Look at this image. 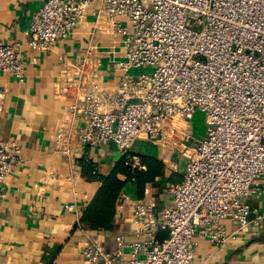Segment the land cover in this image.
Returning a JSON list of instances; mask_svg holds the SVG:
<instances>
[{
    "label": "built area",
    "instance_id": "obj_1",
    "mask_svg": "<svg viewBox=\"0 0 264 264\" xmlns=\"http://www.w3.org/2000/svg\"><path fill=\"white\" fill-rule=\"evenodd\" d=\"M94 3L96 17L111 23L121 41L118 89L107 97L111 110L102 109L94 92L70 107L84 120L78 140L112 143L132 172L145 169L129 152L139 137L180 147L188 162L182 180L166 187L170 206L154 213L152 203H134L141 240L117 237L112 251L90 243L81 251L83 262L190 264L197 235L216 245L233 238L223 219L237 230L259 223L245 198L264 195V0H45L30 18L25 43L0 42V74L22 80L23 49L45 51L68 38ZM144 67L152 69L131 73ZM196 111L205 124L197 140L189 125ZM21 153L16 137L0 139V198ZM158 229L167 238L157 240Z\"/></svg>",
    "mask_w": 264,
    "mask_h": 264
},
{
    "label": "crops",
    "instance_id": "obj_2",
    "mask_svg": "<svg viewBox=\"0 0 264 264\" xmlns=\"http://www.w3.org/2000/svg\"><path fill=\"white\" fill-rule=\"evenodd\" d=\"M44 1L0 0V42L25 43L30 18ZM96 9V3L90 5L71 35L47 50L24 48L22 80L0 74V139L16 137L22 149V161L1 186L0 264H84L81 251L90 243L112 251L117 237L125 243L141 240L133 218L134 203L150 202L156 213L171 205L166 187L182 180L188 157L180 147H161L136 138L129 152L145 166L139 171L148 169L152 174L156 168L159 173L140 186L134 180L125 183L115 203L111 229L90 230L79 223L101 185L100 177L121 165L123 158L112 143H81L77 135L84 120L70 108L81 104L90 92L99 94L103 110L114 108L111 97L118 89L116 61L121 41L111 23L96 17ZM93 83L98 86L95 90ZM65 148L67 154L62 152ZM143 158L149 159L148 168ZM117 177L126 179L120 172ZM245 201L255 210L253 215L260 217L258 225L237 230L223 219L225 233L233 238L216 245L197 235L190 264H264V195L254 194ZM67 204L74 206L73 211L65 209ZM155 236L161 241L168 233L158 229ZM128 252L124 250L125 257Z\"/></svg>",
    "mask_w": 264,
    "mask_h": 264
},
{
    "label": "trees",
    "instance_id": "obj_3",
    "mask_svg": "<svg viewBox=\"0 0 264 264\" xmlns=\"http://www.w3.org/2000/svg\"><path fill=\"white\" fill-rule=\"evenodd\" d=\"M142 163L149 166V159L143 158ZM157 165V163H155ZM160 166V164H159ZM155 169L154 174H158L160 169ZM123 164L116 166L113 171L108 175L100 177L101 185L94 194L93 198L87 204L82 211L79 218V223L90 230H109L112 227V220L115 212L116 200L127 181L134 180V182L140 186L152 178V174H148L147 171H134ZM124 174L125 180H120L117 177V173Z\"/></svg>",
    "mask_w": 264,
    "mask_h": 264
},
{
    "label": "rangeland",
    "instance_id": "obj_4",
    "mask_svg": "<svg viewBox=\"0 0 264 264\" xmlns=\"http://www.w3.org/2000/svg\"><path fill=\"white\" fill-rule=\"evenodd\" d=\"M142 69H144V71H150L152 67H144ZM190 123L193 128V134L195 139L203 138L205 135L204 114L200 111H196Z\"/></svg>",
    "mask_w": 264,
    "mask_h": 264
}]
</instances>
